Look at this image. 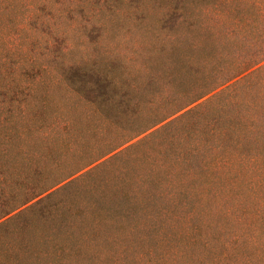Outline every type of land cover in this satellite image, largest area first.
<instances>
[{"label": "rangeland", "instance_id": "374dc122", "mask_svg": "<svg viewBox=\"0 0 264 264\" xmlns=\"http://www.w3.org/2000/svg\"><path fill=\"white\" fill-rule=\"evenodd\" d=\"M262 2L0 0V264H204L203 198L170 197L223 149L160 163L218 111L174 118L261 52Z\"/></svg>", "mask_w": 264, "mask_h": 264}, {"label": "trees", "instance_id": "16d2710c", "mask_svg": "<svg viewBox=\"0 0 264 264\" xmlns=\"http://www.w3.org/2000/svg\"><path fill=\"white\" fill-rule=\"evenodd\" d=\"M261 8L264 17V0ZM230 71L229 78L222 79L205 93L207 97L203 102L174 118L180 119L207 104L212 107L204 113L206 116L218 111L215 120L209 118L204 122L200 134L191 140L192 146L185 147L182 158L176 160L174 157L173 163H160V167L170 165L173 173L181 176L186 161L201 154H212L217 143V147L223 149L218 163L222 161L224 169L215 172L213 177H210L209 168L202 174L188 172L183 178L184 183L203 179L201 187L183 183L170 198L178 195L182 200H189L195 194L203 198L202 225L210 234L200 255L204 264H264V90L256 95L252 91L255 85L264 84V45L259 54H252L248 60H235ZM230 119L231 132L239 139L236 145L239 147L245 143L249 152L237 154L236 145L230 149ZM254 200H259L260 205L257 206ZM241 206L252 214L249 220L239 217L240 214L232 215L231 211ZM190 213L183 217L174 215L171 224L175 230L183 232L188 228ZM164 217L167 213L163 214ZM230 228L233 229L231 241L226 237V230L230 233Z\"/></svg>", "mask_w": 264, "mask_h": 264}]
</instances>
